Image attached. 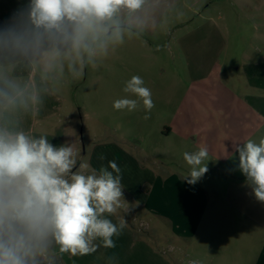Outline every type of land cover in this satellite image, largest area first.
Masks as SVG:
<instances>
[{
  "label": "rangeland",
  "instance_id": "374dc122",
  "mask_svg": "<svg viewBox=\"0 0 264 264\" xmlns=\"http://www.w3.org/2000/svg\"><path fill=\"white\" fill-rule=\"evenodd\" d=\"M146 1L130 20L121 19L120 11L114 18L119 25L126 21L130 26L145 30L137 33L121 30L122 42L93 40L89 36L83 40V46L76 48L69 26L68 36L57 39L60 48L51 45L49 39L45 42L48 54L58 51V59L36 69L44 79L43 85L64 97L65 112L59 126L65 128L67 116H71L80 144L78 166L80 163L89 165L90 136L96 130L95 119H89L87 113L101 115L107 127L126 137L124 147L128 151L140 156L161 178L172 176L174 183L189 184L183 177L189 174L191 166L183 154L207 148L208 171L190 184L209 195L204 215L207 218L214 204L223 203L231 209L227 200L231 188L245 181L238 170V153L234 152L231 142L244 143L245 138L258 143L264 138V127L257 117L252 116L250 130L243 131L240 127L242 116L232 111L243 113L251 106L245 97L252 95L254 89L249 87L238 68L245 58L243 51L251 46L245 29L253 24L251 26L246 17L243 0ZM30 3L31 0H0V12L29 13ZM149 3L148 10L145 7ZM186 27L190 31L181 30ZM23 28L34 32L29 19ZM199 28H217L221 34L192 32ZM55 41L52 40L54 44ZM186 45L188 50L184 51ZM191 50L193 52L187 57ZM211 52L214 61L210 68L206 61ZM210 70L214 72L210 73L212 76ZM133 76L141 77L144 86L151 90L155 107L147 113L148 119H144L146 112L142 101L123 91ZM122 98L136 99L137 108L115 110L113 102ZM170 124L178 126V130L166 136ZM137 135H142V142L133 140ZM69 136L64 130L58 134L64 144L70 143ZM123 193L127 203L119 209V216L126 220V227L133 225L138 238L149 242L165 258L182 257L185 264L189 260L197 262L185 256V241L172 232L169 222L161 220L160 214L138 207L125 191ZM128 208L130 211L123 212L122 209ZM221 214L225 215L219 212Z\"/></svg>",
  "mask_w": 264,
  "mask_h": 264
},
{
  "label": "crops",
  "instance_id": "0c3cea01",
  "mask_svg": "<svg viewBox=\"0 0 264 264\" xmlns=\"http://www.w3.org/2000/svg\"><path fill=\"white\" fill-rule=\"evenodd\" d=\"M243 3L246 17L253 26L245 29L251 46L243 51L245 58L238 71L244 74L243 79L249 82L254 93L245 97L246 102L251 104L250 109H245L243 113L236 109L232 111L242 116L240 127L246 131L251 128L252 116L257 117L261 127H264V0H243ZM141 7L137 9L139 12ZM145 8L149 10L150 3ZM138 11L130 12L121 8V19L130 20L132 14ZM28 19L27 12H0V90L8 94L6 97L0 96V128L12 132L22 131L33 138L45 135L56 146L64 144L62 138H58V134L64 130L70 133V144L78 150L80 144L75 137L71 116H67L65 128L59 126L60 117L65 112L64 97L50 92L43 85L44 79L36 69L48 61H56L59 53L48 54L45 50L47 38L40 45L34 43L33 32L23 28ZM119 27L120 30L133 33L146 29L130 26L126 21H122ZM181 30L190 31L187 27ZM198 31H202V34L204 31L221 34L217 28L192 30L195 33ZM59 44L58 40L55 44L51 40V45L60 48ZM84 44L85 41H82L81 45ZM183 50H188V46H184ZM192 52L186 56L189 57ZM212 53L207 56L209 67L214 61ZM210 73L214 74L212 70L209 71L212 76ZM86 115L91 120L95 119L96 127L95 133L90 136L91 168L98 170L102 165L107 167L108 161L115 160L121 169L123 192L138 207L160 214L161 220L169 222L172 232L185 241V256L197 260L196 263L189 260L187 264H264V203L255 199L244 175V184L231 188V196L227 199L231 209L223 203L214 204L209 216L204 218L210 200L205 190L190 184L174 183L172 176L161 178L140 156L124 147L126 137L107 127L101 115ZM176 130L178 126L167 125L166 136ZM133 140L140 143L143 137L137 135ZM247 140L244 138V142ZM237 142L243 144L240 140ZM231 143L234 146L237 144ZM100 156L105 158L101 160ZM108 170L111 171L110 168ZM225 209L231 213L223 211ZM219 212L225 215H219ZM109 218L118 224L121 219L119 210ZM138 237L133 225L131 228L125 227L119 237H113L115 248H105L97 240L95 243L100 244L97 251L84 256L61 253L53 241L47 255L37 257L36 264H185L182 257L165 258L149 242ZM169 246L173 249L172 244ZM112 257L114 259H110Z\"/></svg>",
  "mask_w": 264,
  "mask_h": 264
},
{
  "label": "clouds",
  "instance_id": "9594fccd",
  "mask_svg": "<svg viewBox=\"0 0 264 264\" xmlns=\"http://www.w3.org/2000/svg\"><path fill=\"white\" fill-rule=\"evenodd\" d=\"M143 3L144 0H31L28 16L34 43L40 45L45 38H66L69 26L76 48L89 36L93 40L122 42L116 14L121 8L133 12ZM123 91L142 101L144 119H148L147 113L155 105L143 79L133 76ZM7 95L0 90V96ZM113 108L133 111L137 100L117 99ZM234 152L238 153V170L246 184L255 199L264 203V138L258 143L251 139L238 143ZM78 155L70 143L56 146L45 135L33 138L22 131L0 128V264H36L37 257L47 255L53 241L61 253L72 256L96 252L100 247L97 240L105 248L116 247L113 237L121 235L126 220L121 218L117 224L109 217L127 203L121 169L115 160L98 170L87 163L77 166ZM207 157L205 147L185 152L183 158L191 168L183 179L196 183L208 171Z\"/></svg>",
  "mask_w": 264,
  "mask_h": 264
}]
</instances>
